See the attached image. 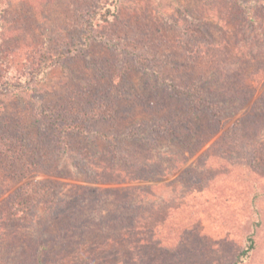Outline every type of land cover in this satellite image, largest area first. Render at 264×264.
<instances>
[{"label":"rangeland","instance_id":"obj_1","mask_svg":"<svg viewBox=\"0 0 264 264\" xmlns=\"http://www.w3.org/2000/svg\"><path fill=\"white\" fill-rule=\"evenodd\" d=\"M252 1L0 0V264H264ZM42 109L113 116L59 141ZM18 145L31 163L4 152ZM27 180L50 195L30 224L13 215ZM142 200L153 213L138 221Z\"/></svg>","mask_w":264,"mask_h":264},{"label":"trees","instance_id":"obj_2","mask_svg":"<svg viewBox=\"0 0 264 264\" xmlns=\"http://www.w3.org/2000/svg\"><path fill=\"white\" fill-rule=\"evenodd\" d=\"M252 3L256 6L264 5V0L257 1L253 0ZM246 13L249 14V20L252 24L257 27L255 24V15L254 11L250 9L249 7L246 8ZM250 9V10H249ZM111 10H107V13L103 15L104 19L107 18V14H110ZM74 53L73 49H70L68 51V54ZM64 57L66 54H62ZM174 92L176 95L180 97H187L189 99H194L195 97H200L202 93V88L199 86H195L194 88H188V89H179L175 88ZM201 100V99H200ZM197 101V109L204 108V100ZM91 114V113H90ZM113 114H107L105 113V110H98L93 111V115H87L86 113H77L74 114V112H57V111H50L47 109H42L38 114V122L41 123V125L45 127H51L54 129L55 136L58 138L59 141L67 140L68 138L72 136H84L86 137L88 135L87 131V123L92 120L99 117L102 118H110ZM7 155L11 156L14 160L17 162H23V164H29L31 163V153L28 148H26L24 145H18L13 149H8L4 151ZM152 191V190H151ZM49 193L43 185L37 180H27L25 183H23L16 194L13 202V215L14 217L20 221L24 222L26 224L31 223L32 218V212L33 209L39 205L40 203L46 201L49 197ZM148 196H151L150 198L153 199L152 192L149 193ZM146 199V198H145ZM148 199V197H147ZM152 204L148 200H142L140 201V204H137L136 207H138L137 210H134V214L136 215L138 221H145L147 218L151 217V214L153 213L149 208H151ZM148 208L149 211H144V208ZM140 208V209H139ZM143 208V209H142ZM128 212V211H127ZM130 213V212H129ZM128 213V214H129ZM124 218V217H123ZM122 218V219H123ZM132 218V217H131ZM137 219L132 218L130 219V222H135ZM33 220V219H32ZM124 220V219H123ZM137 221V222H138ZM124 222H126L124 220ZM251 245L247 250H245L242 253V256L248 257L250 256L251 252L255 249V241L253 238H250Z\"/></svg>","mask_w":264,"mask_h":264}]
</instances>
